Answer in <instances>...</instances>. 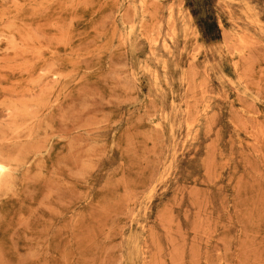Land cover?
<instances>
[{"label": "rangeland", "instance_id": "374dc122", "mask_svg": "<svg viewBox=\"0 0 264 264\" xmlns=\"http://www.w3.org/2000/svg\"><path fill=\"white\" fill-rule=\"evenodd\" d=\"M0 161V264H264V0H0Z\"/></svg>", "mask_w": 264, "mask_h": 264}, {"label": "clouds", "instance_id": "9594fccd", "mask_svg": "<svg viewBox=\"0 0 264 264\" xmlns=\"http://www.w3.org/2000/svg\"><path fill=\"white\" fill-rule=\"evenodd\" d=\"M14 175V169L10 164L0 161V182H3L5 178H10Z\"/></svg>", "mask_w": 264, "mask_h": 264}, {"label": "bare ground", "instance_id": "6f19581e", "mask_svg": "<svg viewBox=\"0 0 264 264\" xmlns=\"http://www.w3.org/2000/svg\"><path fill=\"white\" fill-rule=\"evenodd\" d=\"M133 31V30H132Z\"/></svg>", "mask_w": 264, "mask_h": 264}]
</instances>
